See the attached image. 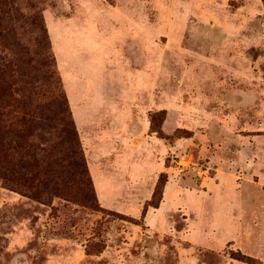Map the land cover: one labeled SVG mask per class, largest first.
Masks as SVG:
<instances>
[{"label":"rangeland","instance_id":"rangeland-1","mask_svg":"<svg viewBox=\"0 0 264 264\" xmlns=\"http://www.w3.org/2000/svg\"><path fill=\"white\" fill-rule=\"evenodd\" d=\"M0 264H264V0H0Z\"/></svg>","mask_w":264,"mask_h":264},{"label":"crops","instance_id":"crops-1","mask_svg":"<svg viewBox=\"0 0 264 264\" xmlns=\"http://www.w3.org/2000/svg\"><path fill=\"white\" fill-rule=\"evenodd\" d=\"M83 94H84V93H81V94H80V95H81V98H80L79 101H81V103L83 104V110H84V108L87 107V105H86V103H87V102H86V101H87V98H86V100L83 99V98H82V97H83ZM82 112H83V111H79L78 113H76L75 110L73 111V115H74V118H75L76 121H78V120H77L78 117H79V118H80V117L82 118ZM84 112H85V111H84ZM84 112H83V113H84ZM86 112H87V110H86ZM91 113H92V112H89L88 114H91Z\"/></svg>","mask_w":264,"mask_h":264},{"label":"trees","instance_id":"trees-1","mask_svg":"<svg viewBox=\"0 0 264 264\" xmlns=\"http://www.w3.org/2000/svg\"><path fill=\"white\" fill-rule=\"evenodd\" d=\"M76 132V131H75ZM76 135H77V132H76Z\"/></svg>","mask_w":264,"mask_h":264}]
</instances>
